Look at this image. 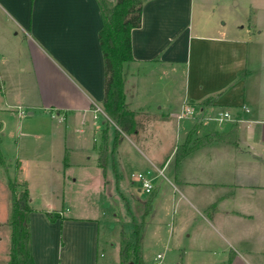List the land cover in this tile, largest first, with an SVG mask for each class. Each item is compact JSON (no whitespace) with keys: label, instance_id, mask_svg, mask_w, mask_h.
<instances>
[{"label":"crops","instance_id":"crops-1","mask_svg":"<svg viewBox=\"0 0 264 264\" xmlns=\"http://www.w3.org/2000/svg\"><path fill=\"white\" fill-rule=\"evenodd\" d=\"M103 17L97 0H0V113L17 112L19 115V124L13 130L18 151L12 155L18 163L27 161L20 152L22 140L28 145L37 140L48 149L49 155L42 158L46 163L62 160L65 169L75 170L94 163L107 171L108 166L104 170L98 165L97 149L104 143L105 134L111 147L119 127L102 107L106 68L99 33ZM142 17L141 26L134 28L131 34L134 60L125 64L126 98L131 109L137 111L139 132L124 133L110 159L113 164L119 163L124 174L126 163L120 148L126 142L144 153L157 140L154 129L170 131L175 139L165 156L144 155L161 170L173 159L172 172L176 182L172 183L176 190L172 194L173 201L184 205L187 216L199 215L209 225L213 219L226 230L230 238L220 232L212 241L217 245L223 264H264V105L251 104L246 88L242 94L229 95L232 84L236 87L242 79H247L243 69H248L247 46L243 47L242 53L243 45H240V55L236 54L239 80L235 81L236 77H233L224 81L221 75L225 64L204 63L205 60L199 58L206 44L193 25L195 0H144ZM232 48L238 51V46ZM147 64L161 65V73H164V67L171 70L185 68L186 89L183 99L176 103L185 105L184 109L186 106L192 108L191 114L183 113L181 117L176 111L164 112V105H157L158 99L153 97L151 101L147 95H140L141 82L136 84V79L147 73L143 70ZM197 68L209 75L214 73L216 76L211 78H215L216 85L211 84L214 79L194 76ZM131 80L133 87L129 95ZM225 86L228 87L223 89ZM215 106L229 111V128L219 126L200 134L204 124L201 115L208 107ZM98 107L104 113L97 112ZM37 111H43V114L36 115ZM184 114L192 116L185 128L180 121ZM142 117L149 119L144 121ZM40 118L49 121L28 123ZM53 119L58 120V124L53 123ZM87 128L94 134L93 144L85 137ZM234 128L236 144L211 141L193 151L177 168L176 149L189 135L212 137ZM0 129L4 130L1 121ZM4 135L5 132L0 135V149ZM137 160L132 162L139 163ZM114 170L118 178L119 173L116 168ZM176 193H179L178 197ZM237 193L242 197L237 198ZM31 199L30 231L36 264H117L109 257H99V224L95 219L67 216L63 205L36 208L34 198ZM7 209L5 205L0 223L8 221ZM53 210L61 214L55 221L45 213ZM233 220L250 224L245 236ZM212 226L218 231L215 222ZM256 226L260 229V242L252 235L256 234ZM10 240L8 227L1 225L0 264H8ZM213 244L202 242L197 248L207 249V245Z\"/></svg>","mask_w":264,"mask_h":264},{"label":"rangeland","instance_id":"rangeland-1","mask_svg":"<svg viewBox=\"0 0 264 264\" xmlns=\"http://www.w3.org/2000/svg\"><path fill=\"white\" fill-rule=\"evenodd\" d=\"M193 25L198 30L197 34H202L206 44L203 55L199 58H203L204 63L213 61L217 65L225 64V69H223L225 73L223 72L221 75L224 81L231 80L233 77L235 79L237 75L235 62L238 59L236 54L238 52L240 55V45H243L242 53L244 52L243 47L247 46L248 69L243 68L247 72V79H242V83L236 87H233L232 84L229 95L234 92L242 94L246 88L251 104L258 102L261 106L264 105V0H195ZM226 45L231 48L236 45L238 51L228 48ZM160 69H162L161 65L147 64L144 66L143 70L147 73L140 77L138 75L136 79V84L139 83V80L141 82L139 83L141 84L140 95H147L146 98L150 97L151 101H153V97L158 99L157 105H164V112L172 110L180 116L185 113V105H178L176 102L183 99L182 95L186 89L185 68L179 67L171 70L169 67H164V73H161ZM152 70L156 72H150ZM195 71L197 73L194 76L197 75L199 78L202 76L205 80L214 79L211 84L212 86L216 85L215 78H211L214 73L209 75L208 72H203L200 68ZM238 80L239 78L236 77L235 81ZM132 87L133 81L131 80L128 84L129 95ZM227 87L225 86L223 89ZM24 110L28 112L26 107ZM206 110L201 115L204 124L200 134H205L219 126L223 129L229 128L230 118H226L224 121L218 120L219 113L227 112L226 109L215 106L208 107ZM40 113L43 114V111L36 115L40 116ZM187 116L189 115L185 114V117L180 119L185 124H183L184 128L192 120L190 119L191 115ZM142 118L144 121L149 119V117ZM164 118L167 117L164 116ZM19 119L17 112H13V114L0 113V121L4 125V130L0 129V135L5 132L4 143L1 147L3 163L0 162V217L3 215L5 205L8 206L9 213L10 196L7 182L10 178H17L27 182L36 208L62 207L63 205L67 216L95 219L99 224L98 254L101 259L109 257L112 261L116 260L117 264H120L122 230H125L127 236L133 237L135 223H139L142 225V251L147 264H153L159 252L164 254L161 264L224 263L219 257L217 245L212 241L220 235V232L230 238L229 235H226V230L224 231V228L220 227L213 219L209 225L199 215L187 216L183 211L184 205L181 202L173 201L172 194L175 188L172 183L176 184L172 172L173 159H170L162 170L154 167L147 159L148 156L153 158L165 156L170 151L172 141L175 139L170 131L168 133L167 130L154 129L157 140L152 142L151 148H146L144 153L147 157L135 146L131 147L126 142L127 146L124 145L120 148V154L125 157L123 161L126 163L123 174L119 163L113 164L110 157L105 172L94 163L86 167H78L76 170L74 168L65 169L62 160L54 159V163H46L42 158H47L48 149L45 145H40L37 140H33L30 145L22 140L20 152L27 161L18 163V160L13 157L18 151L13 130L19 124ZM46 120L40 118L37 120L38 122L29 121L28 123L44 124ZM53 123L58 124V120L53 119ZM59 124L64 126V123ZM87 130L88 133L85 137H88V141L93 144L94 134L91 129L87 128ZM232 135L230 134V136ZM139 142L144 144L142 141ZM102 146L103 144L97 149L98 158L101 156ZM38 159L41 160L37 161ZM134 159H138L139 163L132 162ZM98 165L100 166L99 162ZM115 168L119 173L118 178H116ZM64 172L66 176H64ZM140 173L151 180L152 192L157 193L153 201V209L148 215L144 213L145 202L152 192L146 191L143 180L138 176ZM239 188L240 186L237 189ZM178 195L179 193H176V197ZM236 196L240 198L242 194L237 193ZM207 215L213 216L212 213ZM196 217L199 219L197 220ZM214 222L218 226V231L217 229L215 231L212 226ZM233 222L236 227L242 228L243 236L247 234L245 231L251 227L244 220H233ZM1 225L8 227L11 236V227L8 222L3 221L0 223ZM256 229V234L252 235L256 242H260L258 240L260 229L257 226ZM202 242H210L213 245H207V249L197 248V244Z\"/></svg>","mask_w":264,"mask_h":264},{"label":"trees","instance_id":"trees-1","mask_svg":"<svg viewBox=\"0 0 264 264\" xmlns=\"http://www.w3.org/2000/svg\"><path fill=\"white\" fill-rule=\"evenodd\" d=\"M103 17V27L99 33V40L105 61V95L103 109L114 120L119 128L116 129V137L110 147L108 138L104 137V143L100 150L98 161L105 170L108 160L114 154L115 148L127 135L137 134L139 125L137 111L131 109L127 102L125 92V64L134 60L132 50V30L140 27L144 0H97ZM230 134L232 136H230ZM236 129L231 132H223L194 138L189 135L187 141L176 149V164L180 168L185 158L198 148L211 143V141H227L237 143ZM0 149V162L2 160ZM9 189V217L8 224L11 227V240L9 248L8 264H36L30 231V214L33 211L32 199L26 181L10 178L7 182ZM155 193H151L145 202L144 213L148 215L153 209ZM51 221L61 217L60 212L45 211ZM135 222V221H134ZM133 237L127 236L122 230L123 242L120 248V264H147L142 251V225L135 223Z\"/></svg>","mask_w":264,"mask_h":264},{"label":"built area","instance_id":"built-area-1","mask_svg":"<svg viewBox=\"0 0 264 264\" xmlns=\"http://www.w3.org/2000/svg\"><path fill=\"white\" fill-rule=\"evenodd\" d=\"M96 111L104 113V111L100 107H98L96 109ZM184 111H185V113L191 114L193 112V109L190 108L189 106H186ZM180 116H183V113ZM226 118H230L229 112H223V113L220 112L219 113V117H218L219 121H224ZM138 176L141 177V179L143 180V185H144L146 191L152 192L153 184L151 183V180L149 178H147L145 175H143L142 173L138 174ZM163 257H164V254L162 252L157 253V255L155 257V261L153 262V264H161V260L163 259Z\"/></svg>","mask_w":264,"mask_h":264}]
</instances>
